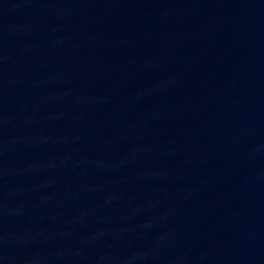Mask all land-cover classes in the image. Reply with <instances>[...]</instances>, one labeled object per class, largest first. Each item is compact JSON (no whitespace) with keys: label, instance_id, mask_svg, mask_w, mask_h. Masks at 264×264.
I'll return each instance as SVG.
<instances>
[{"label":"water","instance_id":"95a60500","mask_svg":"<svg viewBox=\"0 0 264 264\" xmlns=\"http://www.w3.org/2000/svg\"><path fill=\"white\" fill-rule=\"evenodd\" d=\"M0 264H264V0H0Z\"/></svg>","mask_w":264,"mask_h":264}]
</instances>
